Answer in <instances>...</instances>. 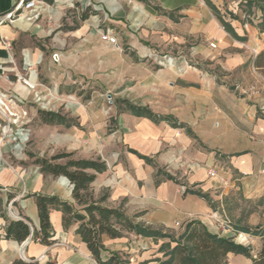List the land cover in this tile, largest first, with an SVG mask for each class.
I'll return each instance as SVG.
<instances>
[{"label": "crops", "instance_id": "obj_1", "mask_svg": "<svg viewBox=\"0 0 264 264\" xmlns=\"http://www.w3.org/2000/svg\"><path fill=\"white\" fill-rule=\"evenodd\" d=\"M20 1L0 0V16L12 11ZM210 1L216 6L215 0ZM95 3V10L89 8V13H93L97 18L100 16L97 12L103 9L105 16L114 26L125 25L127 18H131L135 23L131 39L135 46V65H138V70L142 68V62L149 53H167V43H182L189 36L217 45L213 50L202 44L195 48L196 52L204 57L222 56L216 59L227 71L251 61L252 57L247 49L257 47L259 52L264 50V32H261L258 26L247 24L245 29L242 26L245 22L241 24L238 20L230 21L223 15L237 35L245 39L237 40L225 31L216 15L208 12L209 6L205 0H149L151 6L131 0V11L128 15L124 13L123 0H95ZM77 7L76 18L81 21L80 12L86 9L80 11L83 8L80 9L79 5ZM152 7L160 8L161 12ZM216 7L220 11V7ZM70 10L66 0H59L51 5V20L48 15H44L39 21L21 18L0 26V63L2 67L9 68L7 71L10 81L13 82L11 85L4 78L1 79L0 89H12L26 97V89L21 84H16V72L23 74L24 65L37 67L38 70L43 63L46 64L44 56L47 51L51 52L52 56L59 55L58 63L50 59V64L55 67L63 66L68 58L79 55H75V41H78L79 46H83L82 50H78L83 51L80 54L87 57L92 51V43L97 42L100 35L94 36L96 34L89 32L88 27L82 24L78 29H61L62 19L67 13L73 12ZM91 14L81 23L88 22L92 18ZM172 27L176 28L178 33L170 32L169 28ZM145 41L149 42L151 47ZM4 42L10 44V49L4 46ZM100 42H103L101 38ZM9 56L14 64L5 65ZM120 57L123 58L121 55ZM2 72L0 68V73ZM198 73L197 76L189 71L187 76L175 73L176 83H169L172 87L167 93V77L174 76L167 70V65L159 68L155 74L150 70L145 78L137 79L132 99L134 103L124 101L126 108L127 103L147 107L159 116L172 117L179 126H174L172 121L156 122L146 117H137L128 109L121 115L119 127L115 131V158L108 161L102 157L99 148H105L106 144L101 145L98 148L99 153L96 154L97 157L103 158L108 169L102 174H97L91 190L97 199L103 191L109 192L110 196L103 203L104 206L122 208L125 215L136 219V223L143 221L147 225L178 230L192 220H199L210 232L219 234L213 231L210 225L214 207H210L196 195L183 194L186 188H189L210 195L212 185L208 178L216 180L219 177V172L212 169L217 162L215 150L223 151L224 154L235 150L233 140L238 136V131L231 124L230 110L248 112L246 128L256 137H264V112L263 115H258L255 107L247 106L242 100H236L235 96H229L226 87L218 84L216 79L207 77V72V76L203 75L202 71ZM30 78L40 82L38 72ZM163 92H174L175 95L166 99ZM165 100L167 109L162 106ZM74 105L77 104L68 103L66 109L71 110ZM239 114L240 112H235V115ZM36 116L37 114H34V117ZM189 130L192 133H189ZM82 138L71 128L62 131L56 129V134L50 139L53 145L51 149L54 152H75L80 150ZM204 146L210 151L207 154L204 152ZM141 156L149 158L152 163H148ZM232 157L234 159L231 164L243 175H251L255 171L253 158L249 154L242 159L235 158L234 155ZM158 170L175 177L179 184L164 180L156 185ZM211 171L217 174L215 178L210 177ZM259 178L262 180L261 176ZM195 187L199 189H194ZM72 189L67 179L41 173L40 168L27 155L15 159L3 158L0 162V264H13L18 259L35 260L41 264L51 260L56 264H98L78 233L80 223L73 221L65 227L64 215L58 210H51L50 213L54 233L53 245L46 246L32 241L31 238L19 244L5 237L8 220H18L8 213L10 202L15 215L28 217L39 229L36 196L57 197L76 207ZM137 214L143 215L136 218ZM102 242L105 246L100 255L102 261H107L113 254H119L127 256L129 264H158L156 260L159 259L160 247L157 248L152 238L125 232L121 238L115 239L103 235Z\"/></svg>", "mask_w": 264, "mask_h": 264}, {"label": "rangeland", "instance_id": "obj_2", "mask_svg": "<svg viewBox=\"0 0 264 264\" xmlns=\"http://www.w3.org/2000/svg\"><path fill=\"white\" fill-rule=\"evenodd\" d=\"M90 1L93 6L89 7L95 10V0ZM215 1L217 3L216 6L220 7L222 16L224 15L227 20L233 21L232 17L235 15L241 24L245 22L242 24L245 29L247 24L257 26L264 20L262 0ZM123 3H125L124 13L128 15L129 11H131L129 6L131 5V0H123ZM77 5H79L80 9L83 8L80 2L75 4V7L70 10L74 13H67V16L62 19L61 29L67 31L86 25L89 32L96 34L94 36L99 35V30L110 29L116 35L118 45L102 44L103 42L101 43L99 38L97 42L92 43V51L88 53L87 57H84L80 54L83 51H78L82 50L83 46H79L80 44H77L78 41H75L77 52L75 55H79L68 58L65 65L60 67L50 64L52 55L51 52H46L44 56L46 64L43 63V65L38 67L40 82L49 88L56 86L60 95H73L74 103L77 105H74L71 110H67L66 104H61L62 101H60L57 104L56 112L58 111L66 117L67 124L47 125L42 123L39 117L38 104L33 101L32 97L29 98L23 104V107L31 112L33 117L34 114H37V116L32 120L31 139L24 148L22 156L27 155L33 161L30 155L50 158L64 152V150L54 152L51 149L53 145L50 139L56 134V129L62 131L71 128L75 134L83 137L80 150L75 151V159H97L99 157L96 154L99 153L100 149L102 157L111 161L116 154L115 131L119 127L121 115L127 112L124 101L134 103L132 99L135 95L134 86L137 84V79L145 78L150 70L155 74L159 68H164L165 65H167V70L174 75L167 77L166 93L172 87L169 83H176L175 77L177 74L175 73L178 72L182 73L183 76H187V71H189L197 76L199 71L204 72L203 75H206L207 72L209 74V76L206 75L207 77L216 79L218 84L226 87L229 96H235L236 100H242L247 106L255 107L257 114L263 115L264 69L259 70L254 67V60L261 53L259 48L247 49L252 57L249 63L236 67L232 71H227L217 62L216 58L222 56L213 57L211 55L204 57L199 52H196L195 48L202 44L213 50L217 48V45L201 38L197 39L189 36L182 43H167V53H149L145 58L146 60L142 62V68L138 70V65H135L137 64L135 63L137 61L135 46L131 39L132 28H135L133 20L127 18L124 22L125 25L117 27L109 22V18L105 16V10L100 9L97 12L100 18L91 14L92 18L88 22L81 23L76 18ZM208 8V12L216 15L210 7ZM84 10L81 9L80 11ZM80 13L81 15L83 14V12ZM44 15L41 16L40 20ZM104 17L105 20H103ZM169 31L173 34L178 33L176 28L174 29L173 27L169 28ZM145 43L151 47L149 42L145 41ZM101 61L104 62L101 64ZM152 79L154 80L153 77ZM166 93H162L163 96H166V99L175 95L174 92ZM107 95H111V98H107ZM162 106L167 109V100H165V104L162 103ZM235 112H240V114L235 115ZM235 112L230 110L229 113L231 124L238 131V136L233 140L235 150L229 154L215 150L217 162L212 169H216L219 172V177L216 180L208 178V182L212 185L210 196L214 202V215L212 214L210 217L212 221L210 225L213 231L233 238L236 243L249 248L251 254L257 257L264 239L239 232L237 227L254 228L264 225V137H256L246 128L247 119L249 118L246 110H236ZM218 121L219 119L216 120L217 125ZM69 124H71V127L68 126ZM75 139L78 141L77 137ZM1 140L2 131H0V144ZM105 144V148H99ZM204 152L206 154L210 152L206 146H204ZM247 154L252 156L254 161L255 171L251 175H243L231 164L234 159L233 155L236 156L235 158L242 159ZM2 157L5 159L17 158L14 152L9 150L8 146L2 147ZM64 162V160L61 161V163ZM259 176L262 177V180H260ZM194 189L199 188L195 187ZM91 192L93 194L92 190ZM106 194H109V192L103 191L99 198ZM95 199L98 200L97 198ZM75 209L82 214L84 213L83 206L77 205ZM140 223L153 229L163 230L174 237H178L185 228L182 226L178 230H167L164 227L147 225L143 221ZM168 241L169 239L155 240L157 248ZM159 253V259L161 261L166 260L164 253ZM251 261L244 255L231 254L227 257L228 264H251Z\"/></svg>", "mask_w": 264, "mask_h": 264}, {"label": "trees", "instance_id": "obj_3", "mask_svg": "<svg viewBox=\"0 0 264 264\" xmlns=\"http://www.w3.org/2000/svg\"><path fill=\"white\" fill-rule=\"evenodd\" d=\"M45 1L48 4L54 3V0ZM137 1L151 6L147 0ZM205 2L215 12L227 33L237 40H245L237 35L232 25L223 18L218 8L210 0H205ZM262 4L264 6V0H262ZM152 8L161 12V9L158 7ZM262 10L264 11V7H262ZM90 14L89 9H86L80 17L81 21L87 20ZM233 16V20H238L235 15ZM257 26L261 32H264V20ZM254 67L259 70L264 69V50L254 60ZM127 109L137 117H146L156 122L172 121L174 126H179L177 121L173 120L172 117L159 116L147 107H137L131 103H127ZM38 114L44 124H67L66 117L59 112L38 110ZM68 126H71V124ZM189 133H192L191 130H189ZM74 156L75 152H61L50 158L30 155L33 163L40 168L41 173L53 177H63L69 181L73 187V198L77 205L83 206L84 213L82 214L72 204L62 201L57 197L37 195L36 204L39 211V229L26 216H21L19 220H8L5 235L7 239L22 244L28 238H31L32 241L46 246L53 245L54 241L52 238L54 233L50 221V213L51 210H58L64 215L63 223L65 227H68L73 221L80 223L78 233L83 242L87 244L88 249L98 264L130 263L127 256L119 254H113L107 261H102L100 257L101 252L105 249L102 236L107 235L113 239L121 238L125 232H131L138 236L152 238L154 240L169 239L159 249V252L164 253L166 260L161 261L157 259L156 262L158 264H228L227 256L230 253L244 255L252 260V264H264V242L258 256L254 257L249 248L236 243L231 237H224L210 232L199 220L188 222L184 231L178 237H174L163 230L153 229L144 224L136 223L134 219L125 215L122 208L116 209L104 206L103 203L108 200L110 195H103L96 200L91 192V185L95 181L97 174H102L107 171L108 167L106 162L102 158L75 159ZM141 158L145 159L148 163H152V160L147 157L141 156ZM63 160L65 162L61 163ZM164 180L174 181L179 184L175 177L158 170L156 185H159ZM183 195H196L206 201L210 207H214V203L209 194L186 188ZM142 215L137 214L135 217L137 218ZM237 231L264 239V225H259L254 228L237 227ZM13 264L41 263L35 260L25 261L18 259ZM45 264H56V262L51 260Z\"/></svg>", "mask_w": 264, "mask_h": 264}, {"label": "built area", "instance_id": "obj_4", "mask_svg": "<svg viewBox=\"0 0 264 264\" xmlns=\"http://www.w3.org/2000/svg\"><path fill=\"white\" fill-rule=\"evenodd\" d=\"M55 3L59 0H54ZM67 4L73 8L75 4L81 3L83 9H89V6H93L90 0H66ZM51 5L48 4L45 0H21L15 8L0 16V26L6 23H12L15 20L21 18H27L33 21H39L41 16L46 13L49 20ZM99 35L101 40L109 45H118V40L116 35L112 30H99ZM4 46L7 49H10V44L4 42ZM52 60L56 63L59 62V55L54 54ZM6 64H14L12 57L9 56ZM0 63V68L3 70L0 73V80L5 79L11 85L13 84L10 81V75L7 71L9 68L2 67ZM24 73H17L16 84H21L24 89L27 91V96L23 97L15 90H2L0 89V131H2V142L0 144V162L3 161L2 157V147L8 146L9 150L14 152L17 158L22 156V152L27 144L30 142L32 129V115L31 113L23 107V104L32 97L33 101L38 104L39 110L46 112H56L57 104H66L74 102L73 95H60L58 88L46 87L41 82L32 81L30 76L37 74V67H32L31 65H24ZM107 98H111V95H107ZM58 112V111H57ZM5 141V143H3ZM210 177L215 178L217 174L214 171L209 173ZM8 213L18 220L21 217L14 214L12 202L8 205Z\"/></svg>", "mask_w": 264, "mask_h": 264}, {"label": "bare ground", "instance_id": "obj_5", "mask_svg": "<svg viewBox=\"0 0 264 264\" xmlns=\"http://www.w3.org/2000/svg\"><path fill=\"white\" fill-rule=\"evenodd\" d=\"M241 238V237H240Z\"/></svg>", "mask_w": 264, "mask_h": 264}]
</instances>
